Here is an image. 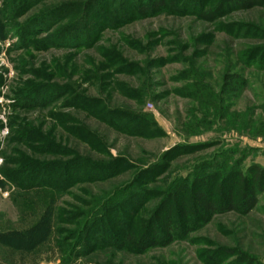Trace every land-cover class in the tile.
I'll list each match as a JSON object with an SVG mask.
<instances>
[{"label":"rangeland","instance_id":"obj_1","mask_svg":"<svg viewBox=\"0 0 264 264\" xmlns=\"http://www.w3.org/2000/svg\"><path fill=\"white\" fill-rule=\"evenodd\" d=\"M230 3L0 0L1 264H264V191L140 241L264 170V4Z\"/></svg>","mask_w":264,"mask_h":264},{"label":"trees","instance_id":"obj_2","mask_svg":"<svg viewBox=\"0 0 264 264\" xmlns=\"http://www.w3.org/2000/svg\"><path fill=\"white\" fill-rule=\"evenodd\" d=\"M230 2L228 7H234L237 10L252 9L261 7L264 4V0H230ZM155 6L154 4L153 7ZM231 82L230 80L228 83L230 84ZM238 183L239 192L237 198L230 186L228 188H223L222 186L218 190L217 201H215L212 194L210 195V191L207 192L203 188V184L199 181L192 182L189 187L183 184L175 188L170 197L162 201L146 220L145 239L140 241L146 240L145 244L149 247H157L161 244L159 241L162 237L163 239H169V243L172 239L171 236L177 230L174 222L183 221L187 217L203 223L204 221L208 222L216 214L231 211L241 214L249 213L257 204L258 194L264 191V170L258 171L256 169L250 178H243L239 175ZM174 214L177 215L176 219L173 217ZM178 226H180L179 223ZM148 240L149 242H147ZM132 243L137 246L139 241L134 240Z\"/></svg>","mask_w":264,"mask_h":264}]
</instances>
